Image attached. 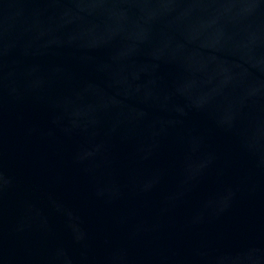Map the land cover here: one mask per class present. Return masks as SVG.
I'll list each match as a JSON object with an SVG mask.
<instances>
[{
	"label": "water",
	"instance_id": "water-1",
	"mask_svg": "<svg viewBox=\"0 0 264 264\" xmlns=\"http://www.w3.org/2000/svg\"><path fill=\"white\" fill-rule=\"evenodd\" d=\"M0 264H264V0H0Z\"/></svg>",
	"mask_w": 264,
	"mask_h": 264
}]
</instances>
